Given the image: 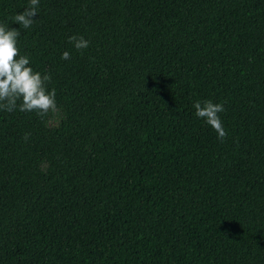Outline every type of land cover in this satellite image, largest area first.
I'll return each instance as SVG.
<instances>
[{
	"label": "trees",
	"instance_id": "16d2710c",
	"mask_svg": "<svg viewBox=\"0 0 264 264\" xmlns=\"http://www.w3.org/2000/svg\"><path fill=\"white\" fill-rule=\"evenodd\" d=\"M28 4L60 117L0 111V264H264V0Z\"/></svg>",
	"mask_w": 264,
	"mask_h": 264
},
{
	"label": "clouds",
	"instance_id": "9594fccd",
	"mask_svg": "<svg viewBox=\"0 0 264 264\" xmlns=\"http://www.w3.org/2000/svg\"><path fill=\"white\" fill-rule=\"evenodd\" d=\"M38 7L39 0H29L28 7L12 17L13 23L21 25L24 29L30 28L34 23L33 18L37 16ZM19 35V29H10L0 24V111L36 113L41 118L51 116L58 119L60 108L55 99L56 90L48 87L51 75L34 71L28 55L20 54L17 46ZM68 43L77 51H82L89 47L90 41L83 36L73 35L68 38ZM61 59L69 60L70 53L63 52ZM193 108L196 117L203 119L223 142L227 137L219 115L224 111L223 105L211 100H197ZM24 139H27V134Z\"/></svg>",
	"mask_w": 264,
	"mask_h": 264
}]
</instances>
